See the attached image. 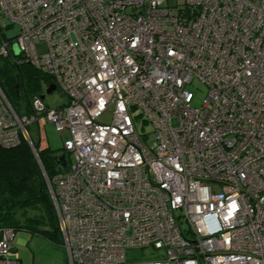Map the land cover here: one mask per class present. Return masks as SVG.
<instances>
[{
    "label": "built area",
    "instance_id": "built-area-1",
    "mask_svg": "<svg viewBox=\"0 0 264 264\" xmlns=\"http://www.w3.org/2000/svg\"><path fill=\"white\" fill-rule=\"evenodd\" d=\"M0 19L18 26L0 59L67 99L19 113L0 87V146L32 148L69 264H264V0H0ZM46 121L69 135L50 179ZM13 238L0 229V264Z\"/></svg>",
    "mask_w": 264,
    "mask_h": 264
},
{
    "label": "trees",
    "instance_id": "trees-1",
    "mask_svg": "<svg viewBox=\"0 0 264 264\" xmlns=\"http://www.w3.org/2000/svg\"><path fill=\"white\" fill-rule=\"evenodd\" d=\"M5 65L0 73V87L11 105L13 98L19 96V77L24 74L23 70L30 80L28 90H25L27 97L31 95L29 103L34 95H38L41 78L46 84L51 82L48 75L27 64L13 65L6 61ZM29 103L26 112H29ZM61 153L63 151L49 147L37 150L49 179L56 170L55 156ZM3 228L23 229L36 236H52L61 241L57 213L47 183L32 148L22 136L15 146H0V229Z\"/></svg>",
    "mask_w": 264,
    "mask_h": 264
},
{
    "label": "rangeland",
    "instance_id": "rangeland-1",
    "mask_svg": "<svg viewBox=\"0 0 264 264\" xmlns=\"http://www.w3.org/2000/svg\"><path fill=\"white\" fill-rule=\"evenodd\" d=\"M173 1L174 0H170V2ZM0 27L2 28L3 33L8 37L14 36L18 33V26L13 25L10 27V24L4 19H0ZM37 49L39 52L44 51V44L38 45ZM6 61L13 64L14 59L11 57L8 59H0V73L3 71V68L6 67ZM23 72L24 74L19 77V96L14 97L12 100V105L17 109V111H19V113L26 112L27 105L29 103L28 99L31 97V95H29V97L26 95L30 80L26 75V71L23 70ZM39 86L40 89L37 94L44 96V103L49 107L56 108L66 103V97L58 89L53 90L51 93H46V83L42 78L39 80ZM190 90L194 95L192 105H198L204 96V87L198 83H194V85L190 87ZM99 120L101 122H109V111L103 113ZM27 131L32 141L37 143L39 139L37 128L33 125L28 126ZM43 136L47 141V146L51 150H55L57 152L64 151L63 141L69 137L68 132L56 131L54 125L48 121H46L43 126ZM66 158L68 165L72 163V157L68 153H66ZM13 244L19 258L16 264H69L66 250L62 244V239L60 241L58 238H54L52 236L51 238L36 236L26 230L18 229L14 231ZM156 252L157 250L152 246L130 248L127 250V259L129 262H136L152 258Z\"/></svg>",
    "mask_w": 264,
    "mask_h": 264
},
{
    "label": "water",
    "instance_id": "water-1",
    "mask_svg": "<svg viewBox=\"0 0 264 264\" xmlns=\"http://www.w3.org/2000/svg\"><path fill=\"white\" fill-rule=\"evenodd\" d=\"M53 90H55L54 84H49L46 88V93H51ZM41 98H43V95H40ZM55 160L57 164H59L62 168L66 166V159H65V153L57 154L55 156Z\"/></svg>",
    "mask_w": 264,
    "mask_h": 264
}]
</instances>
